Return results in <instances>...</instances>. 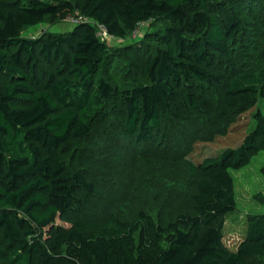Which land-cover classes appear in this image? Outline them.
I'll return each mask as SVG.
<instances>
[{
	"label": "trees",
	"instance_id": "trees-1",
	"mask_svg": "<svg viewBox=\"0 0 264 264\" xmlns=\"http://www.w3.org/2000/svg\"><path fill=\"white\" fill-rule=\"evenodd\" d=\"M241 0H229L233 5ZM210 0L0 1V229L6 264H264V213L250 221L236 251L224 243L226 218L237 209L230 169L264 151V112L236 148L190 161L192 212L165 227L143 210L132 221L95 203L100 189L62 159L71 137L84 138L116 89L105 78L107 45L95 23L117 38L139 23L163 20L166 49L149 59L148 84L122 88L126 128L150 141L190 115H211L218 130L261 97L264 64L241 72L227 41L247 24L226 10L224 27ZM237 7V6H236ZM88 21L67 32L29 38L23 31L74 15ZM215 84L224 90L215 100ZM264 175V165L261 168ZM167 229L169 231H167Z\"/></svg>",
	"mask_w": 264,
	"mask_h": 264
},
{
	"label": "rangeland",
	"instance_id": "rangeland-1",
	"mask_svg": "<svg viewBox=\"0 0 264 264\" xmlns=\"http://www.w3.org/2000/svg\"><path fill=\"white\" fill-rule=\"evenodd\" d=\"M0 1L16 4L22 0ZM210 3L208 14L222 27L226 10L247 16V24L227 41L229 55L241 72L258 70L264 64V0H241L236 5H231L229 0H210ZM79 19L85 21L80 10L64 19L26 29L23 34L38 38L67 32L79 24ZM94 25L108 48L110 63L105 78L115 87L116 94L106 111L96 117L86 137H71L63 146L62 159L69 171L83 173L99 187L96 205L124 221L134 220L143 210L167 227L178 214L192 212L190 195L195 184L188 170L190 161L198 162L238 147L255 125L256 110L264 112V99L260 97L251 107L231 117L222 131L211 115L197 114L177 120L165 133L166 138L162 137L167 131L163 126L152 140L140 142L135 133L127 131L126 104L120 91L150 82L145 64L166 49L160 37L165 35L168 24L151 20L137 34L125 38L114 37L98 24ZM3 83L0 79V84ZM223 92L215 84L210 96L218 100ZM263 165L264 151H259L246 166L230 169L237 209L227 216L223 236L232 251L245 238L248 223L264 213ZM0 248L7 253L11 250L1 229ZM248 260L250 264H262L254 258ZM5 262L0 256V264Z\"/></svg>",
	"mask_w": 264,
	"mask_h": 264
},
{
	"label": "built area",
	"instance_id": "built-area-1",
	"mask_svg": "<svg viewBox=\"0 0 264 264\" xmlns=\"http://www.w3.org/2000/svg\"><path fill=\"white\" fill-rule=\"evenodd\" d=\"M85 21H88V20L85 19ZM85 21H82L81 19H79V20H77V23L85 22ZM146 23H147V22L139 23V24L137 25L136 29H135L132 33H133V34H137V33H138V30H139L142 26H144ZM99 26L106 30V28H105L104 26H101V25H99ZM106 31H107V30H106Z\"/></svg>",
	"mask_w": 264,
	"mask_h": 264
}]
</instances>
